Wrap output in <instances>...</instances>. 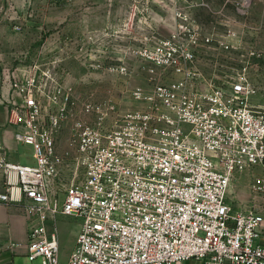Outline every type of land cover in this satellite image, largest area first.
<instances>
[{
    "label": "built area",
    "instance_id": "obj_1",
    "mask_svg": "<svg viewBox=\"0 0 264 264\" xmlns=\"http://www.w3.org/2000/svg\"><path fill=\"white\" fill-rule=\"evenodd\" d=\"M173 42L140 56L153 78L158 69L180 77L153 79L149 91L134 88L140 107L110 123L113 104L84 101L95 118L74 120L66 152L58 149L57 129L67 105L76 104L69 94L48 117L32 89L11 107L15 137L33 147L35 163L0 150V202L28 213V255L37 264H264V204L234 211L227 202L235 172L261 166L264 188V88L247 77L230 90L206 82L192 65L194 52ZM58 214L82 219L66 262L47 227Z\"/></svg>",
    "mask_w": 264,
    "mask_h": 264
},
{
    "label": "rangeland",
    "instance_id": "obj_2",
    "mask_svg": "<svg viewBox=\"0 0 264 264\" xmlns=\"http://www.w3.org/2000/svg\"><path fill=\"white\" fill-rule=\"evenodd\" d=\"M169 39L194 52L192 65L206 82L230 90L247 77L264 88V0H0V150L9 160L35 163L33 147L15 137L19 127L9 121L30 89L47 117L66 94L76 100L57 129L62 145L75 119L95 118L83 110L86 100L113 104L109 123L140 107L134 88L149 91L153 79L180 77L158 69L153 78L140 56L145 48H166ZM262 173L258 165L234 173L227 194L234 211L264 204Z\"/></svg>",
    "mask_w": 264,
    "mask_h": 264
},
{
    "label": "crops",
    "instance_id": "obj_3",
    "mask_svg": "<svg viewBox=\"0 0 264 264\" xmlns=\"http://www.w3.org/2000/svg\"><path fill=\"white\" fill-rule=\"evenodd\" d=\"M58 149L70 147L69 138L62 145L57 136ZM62 145V146H61ZM32 222L25 208L18 203L0 202V264H37L28 255L29 230ZM82 219L75 215L58 214L47 221L50 232H56L60 244V259L66 262L74 250L81 230ZM264 242V240H263ZM172 264H205L198 258H189Z\"/></svg>",
    "mask_w": 264,
    "mask_h": 264
}]
</instances>
